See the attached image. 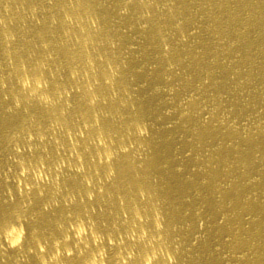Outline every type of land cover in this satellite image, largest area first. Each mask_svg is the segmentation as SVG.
Returning <instances> with one entry per match:
<instances>
[{
    "label": "bare ground",
    "instance_id": "obj_1",
    "mask_svg": "<svg viewBox=\"0 0 264 264\" xmlns=\"http://www.w3.org/2000/svg\"><path fill=\"white\" fill-rule=\"evenodd\" d=\"M0 264H264V0H0Z\"/></svg>",
    "mask_w": 264,
    "mask_h": 264
}]
</instances>
